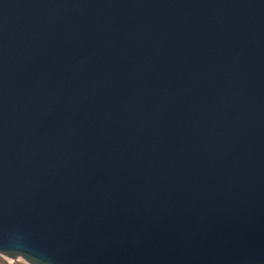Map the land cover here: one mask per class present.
Wrapping results in <instances>:
<instances>
[{
	"label": "water",
	"instance_id": "water-1",
	"mask_svg": "<svg viewBox=\"0 0 264 264\" xmlns=\"http://www.w3.org/2000/svg\"><path fill=\"white\" fill-rule=\"evenodd\" d=\"M0 256L264 264V0H0Z\"/></svg>",
	"mask_w": 264,
	"mask_h": 264
},
{
	"label": "rangeland",
	"instance_id": "rangeland-1",
	"mask_svg": "<svg viewBox=\"0 0 264 264\" xmlns=\"http://www.w3.org/2000/svg\"><path fill=\"white\" fill-rule=\"evenodd\" d=\"M4 257H0V264H25L23 261H21L20 259V261L19 262H14L13 263V261L12 260H9V259H7V258H4ZM11 261V262H10Z\"/></svg>",
	"mask_w": 264,
	"mask_h": 264
},
{
	"label": "bare ground",
	"instance_id": "bare-ground-1",
	"mask_svg": "<svg viewBox=\"0 0 264 264\" xmlns=\"http://www.w3.org/2000/svg\"><path fill=\"white\" fill-rule=\"evenodd\" d=\"M0 257H3V256H0ZM4 258H5V257H4ZM4 258H3V259H4ZM17 260H18V258H17ZM17 260L15 259V260L13 261V263H14V262H19V261H17ZM10 262H11V261H10Z\"/></svg>",
	"mask_w": 264,
	"mask_h": 264
},
{
	"label": "built area",
	"instance_id": "built-area-1",
	"mask_svg": "<svg viewBox=\"0 0 264 264\" xmlns=\"http://www.w3.org/2000/svg\"><path fill=\"white\" fill-rule=\"evenodd\" d=\"M17 260V259H16ZM12 261H14V260H12ZM17 261H20L19 259L17 260ZM22 261V260H21Z\"/></svg>",
	"mask_w": 264,
	"mask_h": 264
}]
</instances>
